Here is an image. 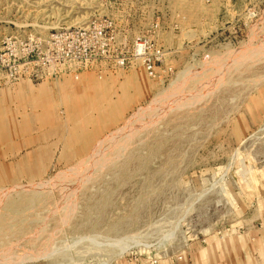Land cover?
<instances>
[{
  "label": "rangeland",
  "instance_id": "374dc122",
  "mask_svg": "<svg viewBox=\"0 0 264 264\" xmlns=\"http://www.w3.org/2000/svg\"><path fill=\"white\" fill-rule=\"evenodd\" d=\"M92 20L122 42L159 20L161 76L118 70L150 90L84 155L50 124L94 71L0 85V264H159L264 227V0H0V48Z\"/></svg>",
  "mask_w": 264,
  "mask_h": 264
},
{
  "label": "built area",
  "instance_id": "2783aa9c",
  "mask_svg": "<svg viewBox=\"0 0 264 264\" xmlns=\"http://www.w3.org/2000/svg\"><path fill=\"white\" fill-rule=\"evenodd\" d=\"M159 26L158 20L147 35H138L132 42L120 41L112 24L102 20L40 37L9 36L0 48V85L57 81L65 75L78 78L88 71L101 79L135 66L151 78L160 77L156 70L165 63L166 52L153 37Z\"/></svg>",
  "mask_w": 264,
  "mask_h": 264
},
{
  "label": "crops",
  "instance_id": "0c3cea01",
  "mask_svg": "<svg viewBox=\"0 0 264 264\" xmlns=\"http://www.w3.org/2000/svg\"><path fill=\"white\" fill-rule=\"evenodd\" d=\"M120 72L109 73L103 80H99L96 74L84 73L79 83H66V86H63L62 92L65 91L66 96L70 97L67 102H72L69 104V117L63 121H53L50 125L54 129L58 123L59 131L70 133L63 138L62 145L72 151L64 154H88L82 149L90 148L100 132L112 130L116 124L115 119H118L124 110L144 101L150 89L142 74L136 69ZM73 105L80 113L84 112L82 118L79 119L76 110H72ZM101 108L110 109L106 118L99 119L98 111ZM80 133L82 136L78 137ZM243 229L239 228L233 235L223 236L222 239L210 238L206 247L185 260H167L159 264H264V227Z\"/></svg>",
  "mask_w": 264,
  "mask_h": 264
},
{
  "label": "bare ground",
  "instance_id": "6f19581e",
  "mask_svg": "<svg viewBox=\"0 0 264 264\" xmlns=\"http://www.w3.org/2000/svg\"><path fill=\"white\" fill-rule=\"evenodd\" d=\"M156 117H157V116H156ZM125 130H126V129H125ZM128 132H129V131H128ZM128 134H130V133H128ZM113 138H114V137H113ZM117 140H118V139H117ZM106 145H107V144H106ZM104 146H105V145H104ZM103 148H104V147H103ZM103 148H102V149H103ZM105 148H106V147H105ZM109 148H110V147H109ZM94 150H95V149H94ZM106 150H107V149H106ZM110 151H111V150H110ZM110 151H109V152H110ZM112 152H113V151H112ZM112 152H111V153H112ZM98 153H99V152H98ZM98 153H97V154H98Z\"/></svg>",
  "mask_w": 264,
  "mask_h": 264
}]
</instances>
